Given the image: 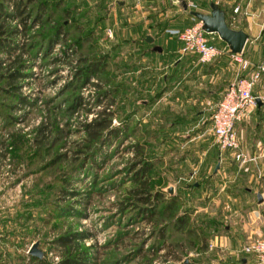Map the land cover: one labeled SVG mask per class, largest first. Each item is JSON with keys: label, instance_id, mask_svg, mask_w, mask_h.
I'll use <instances>...</instances> for the list:
<instances>
[{"label": "rangeland", "instance_id": "rangeland-1", "mask_svg": "<svg viewBox=\"0 0 264 264\" xmlns=\"http://www.w3.org/2000/svg\"><path fill=\"white\" fill-rule=\"evenodd\" d=\"M72 1L78 4L75 7L76 12H79V9L83 11L80 12L83 29L94 27L97 49L110 50L112 47L109 42L114 39L105 33V28L110 26L114 34V24L112 25L108 18H101L104 11L97 6L84 5L83 0ZM26 9L29 10L28 7ZM6 10L8 15L3 19L4 24L21 25L18 16L12 13L11 4H7ZM57 13L54 12L50 17L43 14L41 18L45 17L46 21L42 23L39 20L33 21L36 17L33 18L29 14L28 20L35 23L17 37L18 43L13 45L15 47L9 56L0 53L5 63L15 54H20L24 66L27 65L21 69L22 75L15 82V93L18 95L8 91L9 85L0 76V152L8 154V159H5V155H0V264H34L26 254L33 241L38 242L37 246L42 250V255L51 264H55L53 256L56 255L59 259L61 253L59 247L52 243V239L67 226L83 233L84 237L80 242L84 245H94L93 254L101 263L119 255H126V259L114 264H167L175 260L173 256L176 254L181 260H188L191 256L204 257L201 264H205L207 252L211 251L213 264H218L221 260L218 258H225L228 254L227 248H222L219 241L214 245L217 248H205L201 252L199 247L193 246V235L188 234L185 226L181 231L167 232L164 236V246L160 247L162 241L156 237V231L159 226H169L167 214L158 212L151 222L127 221L126 214L118 211L115 202L126 195L124 188L131 184L130 181L124 180L125 175L120 172L132 154L130 149H126V145L140 140L144 143V149H157L162 153V169L153 172V180L157 187L165 190V197L169 187L172 193L175 189L181 191L182 198L176 212H188L189 220L193 223L201 221L200 226H204L203 228H208L207 218L212 215L210 226L216 227L218 231L222 228L217 210L220 198L211 202V206L205 205L200 182L197 188L191 185L196 180V174L190 176L184 170L179 173L171 172L170 164L174 152L172 154L169 151L176 148L181 150L186 148L187 144L191 146V143H187V139L182 137L173 141L158 142L161 134L169 135L172 131L168 124L171 118L157 120L158 114L154 113V109L144 106L137 108V104L128 103L129 100L124 102V95L119 91L107 94L106 97L105 91H100L107 88L110 80L107 82L97 75H89L75 88L77 57L80 52L92 54L89 47L74 51L77 48L72 42L75 31L54 36L50 43H42L32 50V42L38 32L45 33L51 24L61 20L65 24L70 23V17L77 14L70 13L59 18ZM262 15L264 16V8L260 10L258 17ZM97 16H100V22ZM19 45L24 47H17ZM120 52L122 46L118 48L116 55H120ZM115 60L120 61L121 58L118 56ZM114 80L121 81L120 77H114ZM252 90L254 93H264V72L255 81ZM75 94L79 96V102L74 108L68 109ZM131 105L136 107L133 110V121L138 120L137 129L119 142L115 140L113 144L102 148L101 152L97 153L96 160L103 161H99L97 166L91 165L90 161H82L77 151L85 137L82 121L90 120L95 116L96 110L107 107L106 109L113 110L111 122L122 124L124 115L131 111ZM181 114L183 110L172 119H180L178 116ZM161 125L164 126V132H152L156 126ZM40 126L45 128L44 134L48 139L45 138L44 143L37 146L39 135L36 129ZM172 127L177 129L176 125ZM203 138L206 142L215 141L210 125ZM201 144L202 142L197 147ZM167 147L169 149H166ZM254 164L256 162H253ZM5 171L14 178L8 185L6 181L9 178L5 176ZM63 177L69 182H65L68 191L76 190L75 196L58 193V188L64 184ZM79 198L80 201H73ZM65 202H72L75 212L78 211L80 215L69 212L60 216L52 215L45 221L48 214L46 212L51 210V203ZM120 231L125 234H120L122 239L118 244H114L113 240L118 236L112 238ZM105 244L108 245L104 246ZM165 248L172 250L167 252ZM246 256L248 259L243 264H255L250 256Z\"/></svg>", "mask_w": 264, "mask_h": 264}, {"label": "crops", "instance_id": "crops-1", "mask_svg": "<svg viewBox=\"0 0 264 264\" xmlns=\"http://www.w3.org/2000/svg\"><path fill=\"white\" fill-rule=\"evenodd\" d=\"M83 2L86 6L101 8L104 18L114 24V34L109 26L112 32L109 37L114 39L109 45L114 46V57L121 58L120 61L114 58V71L124 85V102L129 100L128 103H136L137 108L154 109L157 120L171 118L168 122L172 130L170 139L173 141L182 135L191 143L181 150L169 151L174 152L171 172L184 170L190 176L196 174L200 190L204 191L205 205L211 206V202L220 198L217 210L222 228L218 231L208 224L207 248H217L214 245L219 241L228 254L218 258L221 260L217 263H234V256L241 254L239 248L244 237L264 234V161H260L264 160V102L235 123L240 149L251 159L239 164L228 150L217 149L215 141L206 142L203 135L210 125L209 110L226 85L236 76L247 74L248 69H241L239 63L228 56V45L216 32L206 33L209 42L221 48V52L205 62L198 61L194 52L180 53L177 33L197 19L192 10L208 13L211 5H216L230 27L247 33L241 54L251 64L256 63L264 54V16L258 17L264 0H191L190 6L186 0ZM234 5L238 6L236 11L232 9ZM143 35L151 39L142 41ZM120 46L122 52L117 56ZM146 99L149 102L146 103ZM181 110L186 120L174 122L172 117ZM173 125L177 129H172ZM253 162L259 164L253 165ZM211 253L207 252L205 264H213Z\"/></svg>", "mask_w": 264, "mask_h": 264}, {"label": "trees", "instance_id": "trees-1", "mask_svg": "<svg viewBox=\"0 0 264 264\" xmlns=\"http://www.w3.org/2000/svg\"><path fill=\"white\" fill-rule=\"evenodd\" d=\"M7 4H11L13 15L18 16V20L21 24L19 25L20 27L16 24H4L3 19L8 15L6 10ZM76 6L77 4L72 0H0V53H4V55L9 56L15 47L13 45L18 43L16 41L18 39L17 37L20 34H24L26 29H28L29 26H32V23H35L33 21L39 20L42 23L43 21H46L45 17H50L54 12H58L57 17L59 18L63 15L68 16L70 13H77L70 17V23L65 24L61 20L58 23L51 24L52 26L48 27V30H45V33L38 32L39 34L33 39L31 46L32 50L37 49V47L42 45V43H50L54 36H58L60 34L62 36L64 33L66 34L69 31H75L74 40L72 42L77 45V48H75L74 51H78L80 49L82 51L89 47L92 49V54H84L80 52L78 55V66L75 71L76 76L74 87L77 88L80 86V84H82L89 75H97L107 82L110 80V83L107 84V88L100 91L102 93L105 91L106 97H108L107 94H114L118 91L121 93L124 88L123 83L121 81L116 82V80H114V77H116V72L114 71V54L112 51L114 50V46L110 50L108 49V51H101L100 49H97V37L94 36L95 29L93 26L83 29V21L80 19V12L83 11L79 9V12H76ZM26 7H28L29 10H27ZM29 14L33 18L36 17L31 22L28 20V17L30 18ZM43 14L45 17L41 18ZM98 17L100 16H97V18ZM101 18L104 19V13ZM101 18L97 19L98 22H100ZM141 40H145L144 35ZM20 45L17 47H24ZM24 65L25 64L20 54H15L9 58L6 63L4 62V58H1L0 56V76L9 85L10 88L8 91L12 94L18 95L15 93L17 86L15 82L22 75L21 69L27 66ZM164 77L167 78L166 75ZM78 97L79 96L75 94L73 100L70 102L72 104L67 107L68 109L75 107V104L79 102ZM109 102H112V98L109 99ZM147 102H149L148 99H146V103ZM106 108L102 107L96 110L93 118L88 121H82L81 123L82 129L85 131V137L81 147H79L77 151L80 153L79 158H82V161H90V164L93 166H97L100 163L99 161H103V159L98 161L96 160V155L101 152L102 148H106L107 146L113 144L115 140H118L119 142L131 134L133 130H136L139 126L138 120L133 121V110L136 107H130L131 111L124 115V122L122 124L121 122H119V124H113L111 122L113 110ZM178 118L180 119H175L174 122L180 123L186 120L182 114L178 116ZM163 127L164 126L162 125L156 126L153 131H151L153 133L161 134V132H164V130H162ZM169 127H171L170 124ZM44 129L45 128L41 126L36 129L37 135H39V138L37 139V146L42 145L45 138L48 139L46 134H44ZM172 129L174 128L172 127ZM164 136H166V138ZM159 137L158 142L162 143L164 141H171L170 135H163ZM179 137L183 136L179 135ZM216 148L218 149L217 144ZM126 149H130L132 154L128 159L127 164L120 172L124 173V180L130 181L131 184L124 188L126 195L115 202L118 206V211L122 214H126L127 221L142 220L151 222L152 219L154 220L153 217H155L156 213L159 212L162 215L167 214L169 226H159L156 231V237L162 241L159 246H164V236H166L167 232L170 233L174 230L181 231L186 226L188 234L193 235V246L195 248L199 247L198 250H201V252L202 250L204 251L205 248H207V238L210 235L208 228L205 227V229L203 228L204 226H200L201 221L195 223L191 222L188 218V212L185 211L187 214L184 211L178 213L176 212L179 201H181L182 198L180 190L175 189L173 193L166 190L168 195L165 197V190L157 187L153 180V172H157L162 169V153L157 149L151 151L144 149V143L140 140H135L133 143L126 145ZM166 149L169 148L167 147ZM62 179L64 184L58 188V193L62 195L67 194L69 197L75 196L76 190L71 189L68 191L65 182L67 184L69 182L66 181V178L64 177ZM191 185L197 188L199 185V179L194 180ZM194 191L195 189L192 192ZM80 199L81 198L73 201H80ZM72 204V202H65L62 204L51 203V210L46 212V214H48L45 221L52 215L53 217L55 215L60 216L68 214L69 212L75 213L76 216H79V212H75ZM209 219L211 220V218H207L208 224L210 223ZM120 234L125 233H122L121 231L116 233V235L112 238L114 239L118 236L115 240H113L114 244H118V242L122 239V235ZM83 237L84 235L82 232L76 231L70 226H67L62 232L58 233L52 239V243L59 247L61 253L55 264H114L121 259L127 258L126 255H119L118 257L106 260L105 263L98 262L97 256L93 254L92 250V246L94 245L82 244L80 240ZM107 245L108 244H105L104 246ZM137 246L134 248V251H136ZM166 246H168V244H166ZM170 250L172 249L165 248V251L167 252ZM201 252L198 253L200 254ZM26 254L27 257L34 262V264H51L50 261L44 257V255L38 257L30 253ZM234 257V263L236 264H243V258L244 262L248 259L244 253L238 254ZM203 258L204 257L200 256H191L188 260H181L176 254H174L173 259L175 260L167 264H201L203 262ZM220 263L227 264L228 262L225 263L222 261Z\"/></svg>", "mask_w": 264, "mask_h": 264}, {"label": "built area", "instance_id": "built-area-1", "mask_svg": "<svg viewBox=\"0 0 264 264\" xmlns=\"http://www.w3.org/2000/svg\"><path fill=\"white\" fill-rule=\"evenodd\" d=\"M186 4L192 5L191 0H186ZM237 8L238 6L234 5L232 9L236 11ZM206 32L202 28L199 19H195L179 30L177 37L181 41L180 53L194 52L200 62L209 61L219 54L221 48L209 42ZM105 33L110 36L112 33L111 28L106 27ZM228 56L237 61L241 69H248V72L245 75L235 77L226 85L222 95L211 110L210 127L218 149L221 151L228 150L234 160H237L240 164L251 158L240 149L235 123L248 116L258 103L264 102V93L260 94L252 91L255 81L259 79L264 71V54L258 62L252 64L242 56L241 51L232 52L228 50ZM0 155H5V159H8L7 153L0 152ZM6 175L9 178L6 181V185H8L14 178L7 171H5ZM208 245L210 246V244ZM239 251L250 256L255 264L264 263V234L248 235L242 242ZM53 257L54 262H56L58 260L57 256L54 255Z\"/></svg>", "mask_w": 264, "mask_h": 264}, {"label": "water", "instance_id": "water-1", "mask_svg": "<svg viewBox=\"0 0 264 264\" xmlns=\"http://www.w3.org/2000/svg\"><path fill=\"white\" fill-rule=\"evenodd\" d=\"M191 13L201 21L202 28L207 31H214L217 33L220 39H222L227 45L230 51L238 52L242 50L244 41L247 38V33L241 29L230 27L225 19L223 12L218 9L216 5H211L208 13L198 10H192ZM145 39L150 40V36H146ZM170 191V187L168 188ZM258 199H260L258 197ZM38 242L33 241L27 248V252L34 256H42V250L37 246ZM244 260V258H243Z\"/></svg>", "mask_w": 264, "mask_h": 264}]
</instances>
